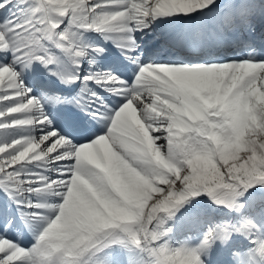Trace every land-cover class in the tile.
Listing matches in <instances>:
<instances>
[{
  "label": "snow or ice",
  "instance_id": "6c2138e0",
  "mask_svg": "<svg viewBox=\"0 0 264 264\" xmlns=\"http://www.w3.org/2000/svg\"><path fill=\"white\" fill-rule=\"evenodd\" d=\"M201 194L237 215L193 239ZM0 264H264V0H0Z\"/></svg>",
  "mask_w": 264,
  "mask_h": 264
},
{
  "label": "bare ground",
  "instance_id": "6f19581e",
  "mask_svg": "<svg viewBox=\"0 0 264 264\" xmlns=\"http://www.w3.org/2000/svg\"><path fill=\"white\" fill-rule=\"evenodd\" d=\"M121 184L122 186L118 188L120 195L127 200L131 207H134L137 210L138 207L142 206L141 193L137 189L129 186L126 182H121ZM122 202L115 198H102L100 206L88 205L79 208L71 217H65L54 222V225L59 222L60 225L67 226L63 228L62 233H56L53 231L52 234L63 240L71 239L74 233L79 231L80 236L77 240L78 245L81 242L91 239L97 232L111 226V223H116L117 219L121 218V216H125L127 219L126 221L132 220L135 215L132 216L131 214L126 213L122 208ZM78 221H83L84 223L82 227L74 229L73 225ZM120 221L123 220L120 219ZM193 239L196 238L193 236ZM217 247H222L220 241H217Z\"/></svg>",
  "mask_w": 264,
  "mask_h": 264
},
{
  "label": "rangeland",
  "instance_id": "374dc122",
  "mask_svg": "<svg viewBox=\"0 0 264 264\" xmlns=\"http://www.w3.org/2000/svg\"><path fill=\"white\" fill-rule=\"evenodd\" d=\"M205 163H207L206 160H205ZM206 195L210 196L209 194H206ZM198 197H199V196H198ZM198 202H199V201H198ZM198 204L201 205V206H208V204H207L206 202H202V201H200ZM129 205H130V204L126 205V207H125L124 205H122V208L124 209V211H125L126 213L131 214V215L133 216V212H132V210L128 207ZM123 216H124V215H123ZM120 219H122L123 221H126V220H127L125 216H124V217L121 216V218H118V219H117V222H119ZM130 219H131V218H130ZM117 222H116V223H117ZM113 224H115V223H111V225H113ZM177 239H181V238H177Z\"/></svg>",
  "mask_w": 264,
  "mask_h": 264
},
{
  "label": "clouds",
  "instance_id": "9594fccd",
  "mask_svg": "<svg viewBox=\"0 0 264 264\" xmlns=\"http://www.w3.org/2000/svg\"><path fill=\"white\" fill-rule=\"evenodd\" d=\"M83 221H78L73 225L74 229H78L80 227H82L83 225ZM67 225H60L59 222L53 226V231L56 233H62L63 232V228L66 227Z\"/></svg>",
  "mask_w": 264,
  "mask_h": 264
}]
</instances>
